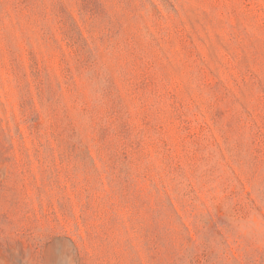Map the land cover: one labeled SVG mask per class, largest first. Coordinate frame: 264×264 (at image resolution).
Returning a JSON list of instances; mask_svg holds the SVG:
<instances>
[{
	"label": "rangeland",
	"instance_id": "rangeland-1",
	"mask_svg": "<svg viewBox=\"0 0 264 264\" xmlns=\"http://www.w3.org/2000/svg\"><path fill=\"white\" fill-rule=\"evenodd\" d=\"M0 264H264V0H0Z\"/></svg>",
	"mask_w": 264,
	"mask_h": 264
}]
</instances>
